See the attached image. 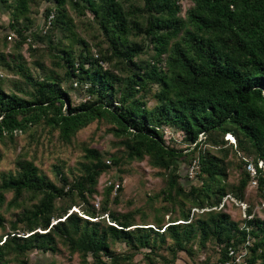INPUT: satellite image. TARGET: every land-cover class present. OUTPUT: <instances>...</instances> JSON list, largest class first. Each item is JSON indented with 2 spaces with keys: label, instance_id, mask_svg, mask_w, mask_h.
I'll use <instances>...</instances> for the list:
<instances>
[{
  "label": "trees",
  "instance_id": "obj_1",
  "mask_svg": "<svg viewBox=\"0 0 264 264\" xmlns=\"http://www.w3.org/2000/svg\"><path fill=\"white\" fill-rule=\"evenodd\" d=\"M30 1L9 5L13 8L10 26L20 38L17 46L28 39L24 30L32 23ZM56 1L55 7H47L50 28L46 35H31L47 41V54L59 72L36 62L42 72L37 78L22 63L15 71L20 80L8 90L0 82V141H13L17 132L41 122L71 141L95 120L109 122L125 146L124 154H113L112 162L149 156L151 165L167 174L166 187L152 197L162 195L173 204L179 201L182 210L166 222L156 216L138 225L131 213L112 207L122 189L117 183L112 199L117 185L113 182L97 208L91 199L98 193L99 177L110 165L94 148L85 147L88 163L81 178L69 180L60 172L58 182L42 174L33 160L21 157L16 173L4 177L0 189L13 190V204L25 192L37 202L20 213L11 232L0 235V264L18 260L34 246L54 250L57 237L73 251L91 252L93 264H138L135 253H117L110 241H125L134 252L151 246L154 255L163 256L156 251L157 245L171 239L172 257L165 261H174L181 250L195 253L191 242L198 235L201 243L210 239L219 246L220 264H264V221L246 218L248 227L240 229L222 203L226 196L244 199L251 182L248 160L257 165L264 159V0H192L185 18L178 16L176 0H143V5L136 0H76L71 4L80 20L87 8L95 9L94 21H82L81 32L67 15L65 0ZM21 19L30 23L20 25ZM57 29L65 32L68 43L54 44L51 35ZM87 31L93 39L86 37ZM30 49L40 50L32 45ZM64 81L70 82L69 87ZM77 85L86 99L73 105L70 89ZM152 92L155 104L149 106L146 98ZM168 126L183 132L188 151L166 143L164 128ZM228 133L236 140L228 138ZM197 151L201 185L192 184L187 190L178 173L179 161ZM232 151L241 169L236 184L228 180L226 162L232 164L228 159ZM258 171L256 186L264 191V171ZM2 195L0 191V201ZM60 200L68 203L64 206ZM188 202L189 210H184ZM73 206L82 210L69 211ZM192 207L197 209L193 215ZM251 214L249 207L246 215ZM3 221L0 215V226ZM248 236L254 237L249 245L245 243ZM244 243L248 253L240 263L236 252ZM151 255L145 253L149 259ZM84 264L91 263L85 259Z\"/></svg>",
  "mask_w": 264,
  "mask_h": 264
},
{
  "label": "rangeland",
  "instance_id": "obj_2",
  "mask_svg": "<svg viewBox=\"0 0 264 264\" xmlns=\"http://www.w3.org/2000/svg\"><path fill=\"white\" fill-rule=\"evenodd\" d=\"M17 0H0V82L7 90L12 86V82L20 80L22 77L18 72H15L20 64H24L35 77L41 78V68L36 64L40 62L45 64L48 68H55L58 72V68L52 64V57L47 54L48 46L47 41H40L36 39L31 33H38L41 36L46 35L49 30L48 21H46L47 7H55L57 5L56 0H32V11L28 13L31 19L29 29H25L24 32L28 35V39L21 46H17L19 43V36L17 32L12 29L10 23L13 21V8L12 5ZM92 3H99L98 0H91ZM76 0L63 1L66 13L70 18H74L77 25L76 31L79 28L82 29V21L84 23L92 24L94 21L95 9H86V16H82V20L78 17V13L71 3H75ZM137 3L143 5V0H136ZM83 3V2H81ZM91 3V2H90ZM132 3V2H130ZM179 4L178 16L185 18L187 11L193 6L192 0H176ZM26 20L21 19L19 24H23ZM27 22V21H26ZM28 24L30 22H27ZM69 26V25H68ZM69 30V27H68ZM94 28L92 29L93 33ZM89 40L93 39L92 33L86 32ZM65 32L56 30L53 37V42L63 41L68 43V39L64 37ZM39 48L38 52H33L30 47ZM154 53L153 51L151 52ZM147 58V55L143 56ZM9 66V67H8ZM64 84L69 87L70 82L64 81ZM76 85V83H74ZM29 90H32L30 85H27ZM26 86V87H27ZM76 88L70 89L73 105L81 103L86 99V95L83 89L79 85ZM155 89H153V92ZM153 92L148 94V105L153 106L155 99ZM66 108V107H65ZM113 124L95 120L88 124L86 127L80 129L71 139L66 141L61 138L60 132L54 130L50 132V128L44 123L31 126L30 129L24 132H17L12 140L6 139L0 141V185L3 182V178L7 177L10 173H16L17 160L21 157L33 160L39 167L40 172L49 179H53L58 182L60 172L64 173L69 180L75 177H82L86 173L85 165L88 163L85 155V147L97 149L101 153V158L104 162L110 165V168L103 172L99 177L96 189L98 193L94 194V198L91 199L92 203L98 208L105 198V188L112 182L114 184H120L122 189L119 192V202L111 204L116 212L131 213L135 223H148L152 222L156 216L164 217L165 222L170 219L171 216L177 217L182 210V205H179V201L173 204L170 200H165L162 195L152 197L162 191L167 185V174L159 172V168L154 167L149 162V156L144 159L128 160L123 159L120 163L114 164L112 162L113 154L116 156L123 155L125 152V146L121 143L122 139L118 137L112 130ZM230 136V135H229ZM164 137L166 143L174 146L175 148L182 149L184 152L188 151L189 143L183 140V132L172 127L164 128ZM226 138V137H225ZM236 137L233 135V140ZM194 146V144H193ZM216 154H219L218 150L213 149ZM220 155V154H219ZM194 157V158H193ZM228 159L232 160V164L227 163L229 172V181L231 183H238L241 177V169L238 167V156L234 155L233 151L230 153ZM180 167L178 173L181 174L180 179L182 183L186 185L187 190L192 184L201 185V179L198 177V151L193 154H188L183 158H180ZM164 171V170H163ZM112 192V199L117 193L116 187ZM257 184L251 182L244 190L245 197L243 200L236 199L234 197L226 196L223 199L225 206L224 211H227L232 219L236 220L241 226L240 229L248 227L246 225V218L259 217L264 221V191H261ZM3 193L0 201V215L4 218L3 224L0 226V235L6 231H12V223L18 218L20 213H23L26 208L31 207L37 202V199H31L30 193L25 192L17 201V204H13L15 194L13 190H7L1 188ZM26 197V201L25 198ZM76 199L78 197L76 196ZM25 201V203H24ZM64 203L65 206L68 202L66 200H60V203ZM190 203H186L183 207L184 210H189ZM221 204L220 207H222ZM170 208V209H167ZM174 207V209H172ZM252 209V214H247L248 208ZM81 209L80 206H73L69 211ZM82 210V209H81ZM195 207L191 208V215L196 211ZM80 214V213H79ZM196 219L195 217H193ZM55 222L56 219H53ZM164 222V223H165ZM21 225V224H20ZM148 224H145L147 226ZM256 228V225H252ZM251 227V228H252ZM201 236L198 235L195 240L191 242L195 249V253L191 255L185 250L178 252L174 261H165L172 257V248L170 243L171 239L166 242L157 245L156 251L161 255H154L151 252V246L140 248L139 251L128 247L125 241H110L111 249L120 254L135 253L134 260L138 264H153V261L162 264H203L207 259L211 262L206 264H220L217 261L220 248L215 242L210 239L204 240V244L200 242ZM254 237L248 236L247 245L252 243ZM238 246L236 252L237 262L244 263L245 257L248 253L246 244ZM150 252L152 258L145 257V253ZM93 255L91 252L86 255L80 251H73L68 244L57 237L56 248L54 250L44 251L37 246L31 247L24 255L20 256L18 260H10L9 264H49L50 261H56L58 264H84V260L93 264ZM24 261V262H21Z\"/></svg>",
  "mask_w": 264,
  "mask_h": 264
},
{
  "label": "built area",
  "instance_id": "obj_3",
  "mask_svg": "<svg viewBox=\"0 0 264 264\" xmlns=\"http://www.w3.org/2000/svg\"><path fill=\"white\" fill-rule=\"evenodd\" d=\"M258 169L264 171V159H259L257 161V165L254 161L248 160L247 170L250 172L251 183L254 185L257 184V175L259 173Z\"/></svg>",
  "mask_w": 264,
  "mask_h": 264
},
{
  "label": "clouds",
  "instance_id": "obj_4",
  "mask_svg": "<svg viewBox=\"0 0 264 264\" xmlns=\"http://www.w3.org/2000/svg\"><path fill=\"white\" fill-rule=\"evenodd\" d=\"M229 135H233L232 133H228V134H227V137L230 138L232 141H235V140H236V139L233 140V137H231V136H229ZM75 210H77V209H75Z\"/></svg>",
  "mask_w": 264,
  "mask_h": 264
}]
</instances>
